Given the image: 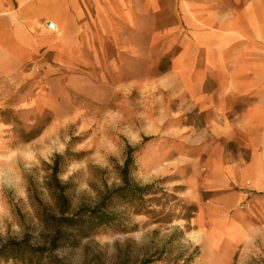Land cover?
Wrapping results in <instances>:
<instances>
[{"label": "rangeland", "instance_id": "1", "mask_svg": "<svg viewBox=\"0 0 264 264\" xmlns=\"http://www.w3.org/2000/svg\"><path fill=\"white\" fill-rule=\"evenodd\" d=\"M94 40L80 65L48 52L0 83V246L41 244L35 209L51 207L57 156L73 207H91L121 186L132 149L131 183L156 194L150 213L115 203L114 225L54 253L63 264H264V116L255 130L235 126L256 99L180 82L174 52L146 35Z\"/></svg>", "mask_w": 264, "mask_h": 264}, {"label": "crops", "instance_id": "2", "mask_svg": "<svg viewBox=\"0 0 264 264\" xmlns=\"http://www.w3.org/2000/svg\"><path fill=\"white\" fill-rule=\"evenodd\" d=\"M129 34L161 44L164 56L174 52L170 72L191 88L212 82L211 95L221 99H256L235 126L260 127L254 120L264 116V0H0V83L27 77L45 53L77 66L94 38Z\"/></svg>", "mask_w": 264, "mask_h": 264}, {"label": "trees", "instance_id": "3", "mask_svg": "<svg viewBox=\"0 0 264 264\" xmlns=\"http://www.w3.org/2000/svg\"><path fill=\"white\" fill-rule=\"evenodd\" d=\"M148 141L150 139H145V142ZM134 152L128 150L127 160L119 168L121 186L107 189L94 206L76 208L66 194L69 185H62L57 178L58 161L61 160L57 156L49 183L51 207L35 209V218L41 228V244L32 243L29 236L8 241L0 246V261L11 264H63L54 253L65 247L76 248L98 230L114 225L117 217L112 205L115 203L130 208L136 214H149L146 204L152 202L151 197L156 194L152 185L139 187L131 183V156ZM35 202L40 203L38 199Z\"/></svg>", "mask_w": 264, "mask_h": 264}, {"label": "water", "instance_id": "4", "mask_svg": "<svg viewBox=\"0 0 264 264\" xmlns=\"http://www.w3.org/2000/svg\"><path fill=\"white\" fill-rule=\"evenodd\" d=\"M47 26H48L49 28H51V29L54 28V26H53L52 24H50V23H47Z\"/></svg>", "mask_w": 264, "mask_h": 264}]
</instances>
